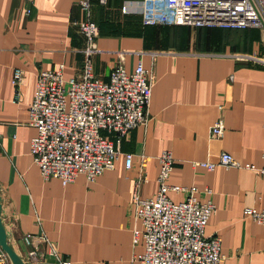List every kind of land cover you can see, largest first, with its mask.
Masks as SVG:
<instances>
[{"label":"crops","instance_id":"0c3cea01","mask_svg":"<svg viewBox=\"0 0 264 264\" xmlns=\"http://www.w3.org/2000/svg\"><path fill=\"white\" fill-rule=\"evenodd\" d=\"M132 1L91 0L89 18L99 31L92 72L106 82L117 64L127 71L138 63L148 69V120L121 139L113 169L93 181L78 175L63 185L43 179L33 161L36 129L29 125L28 106L40 70L63 64L65 78L81 71L78 23L86 14L79 0H0V196L9 244L23 249V236H42L70 264H140L135 180L144 171L138 194L155 196L158 156L169 150L174 164L168 183L195 186L200 199L215 205L205 233L220 237L223 264H264V224L244 215L248 208L264 209V29L149 25L137 8L122 11ZM15 69L23 73L18 87ZM218 121L223 134L210 138ZM221 152L239 166L192 167L217 162ZM126 153L132 155L130 169ZM167 197L178 202L185 193L168 191ZM46 246L40 264H58Z\"/></svg>","mask_w":264,"mask_h":264},{"label":"built area","instance_id":"2783aa9c","mask_svg":"<svg viewBox=\"0 0 264 264\" xmlns=\"http://www.w3.org/2000/svg\"><path fill=\"white\" fill-rule=\"evenodd\" d=\"M101 4L105 0H99ZM85 19L78 23L84 40L81 49V71L73 77L63 76V64L56 70L37 73L32 102L28 106L29 125L36 129L30 142V153L43 179L57 178L63 185L83 175L93 181L114 167L120 152L121 139L133 128L148 120L153 77L138 63L127 71L117 64L104 82L94 77L92 56L97 52L98 26L89 18L91 0H79ZM136 9L145 24H174L222 28L264 29V0H135L122 7L129 12ZM23 73L13 71L12 83H21ZM18 89L15 90L17 100ZM224 126L218 121L210 129V138L222 136ZM125 167L131 168L132 155L124 154ZM158 189L153 197L141 198L138 188L146 182V173L140 172L135 180L132 203L135 219L140 228L134 230V241L141 239L143 253L140 264H223L221 239L208 236L205 228L215 212L211 199L197 196L195 186L181 187L168 183L174 159L169 150L158 156ZM217 165L238 167L233 156L221 152L217 162H192V167L213 170ZM245 168L255 169L252 164ZM264 177V165L259 169ZM168 191L183 192L185 197L173 202ZM210 193V190H207ZM244 215L264 224V209H245ZM26 235L22 242L28 247L30 264L43 262L46 255L58 264L55 248L42 237ZM30 247V248H29ZM41 254L39 255V253ZM0 264H12L0 250Z\"/></svg>","mask_w":264,"mask_h":264},{"label":"water","instance_id":"95a60500","mask_svg":"<svg viewBox=\"0 0 264 264\" xmlns=\"http://www.w3.org/2000/svg\"><path fill=\"white\" fill-rule=\"evenodd\" d=\"M0 249L8 256L12 264H30L25 262L10 246L7 240V233L1 217V196H0Z\"/></svg>","mask_w":264,"mask_h":264},{"label":"rangeland","instance_id":"374dc122","mask_svg":"<svg viewBox=\"0 0 264 264\" xmlns=\"http://www.w3.org/2000/svg\"><path fill=\"white\" fill-rule=\"evenodd\" d=\"M9 243V242H8ZM11 246V245H10ZM12 247V249L18 254V255H20L22 258H23V260L25 261V262H28L29 263V261H30V255L28 254V252H27V250H28V247H26L25 246V248H23V249H17V248H15L14 246H11ZM30 248V247H29ZM1 250V249H0ZM41 254V252L39 253V255ZM49 264H54V263H49Z\"/></svg>","mask_w":264,"mask_h":264},{"label":"trees","instance_id":"16d2710c","mask_svg":"<svg viewBox=\"0 0 264 264\" xmlns=\"http://www.w3.org/2000/svg\"><path fill=\"white\" fill-rule=\"evenodd\" d=\"M246 29V28H245Z\"/></svg>","mask_w":264,"mask_h":264}]
</instances>
